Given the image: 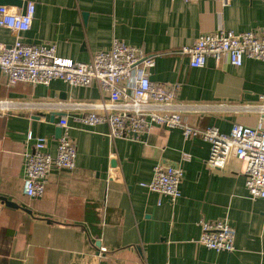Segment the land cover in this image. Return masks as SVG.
<instances>
[{"label": "crops", "instance_id": "1", "mask_svg": "<svg viewBox=\"0 0 264 264\" xmlns=\"http://www.w3.org/2000/svg\"><path fill=\"white\" fill-rule=\"evenodd\" d=\"M23 1L36 5L31 29L0 26V43L11 45L18 37L53 43L58 56L88 62L118 38L155 59L154 83L177 84L174 110L192 126L228 132L235 122L257 124L264 62L247 58L235 67L224 57H208L195 68L183 49L218 29L263 30L264 0H232L226 8L220 0ZM100 98L96 83L11 85L0 69V99L16 104L12 112H0V198L18 204H4L0 214V264H264V199L251 198L245 164L231 158L222 168L208 166L209 142L186 137L180 128L156 127L141 139L112 142L106 124L78 121ZM62 113L70 116L76 168L52 170L44 195L31 198L22 189L28 133L46 137L55 155ZM161 162L184 169L175 201L142 186ZM202 219H226L235 227L232 253L198 241Z\"/></svg>", "mask_w": 264, "mask_h": 264}, {"label": "built area", "instance_id": "2", "mask_svg": "<svg viewBox=\"0 0 264 264\" xmlns=\"http://www.w3.org/2000/svg\"><path fill=\"white\" fill-rule=\"evenodd\" d=\"M220 1L226 8L232 0ZM35 12L34 2L28 3L23 10L1 5L0 26L26 32L32 27ZM183 51L190 55V65L195 68L203 67L208 57L216 60L224 57L235 67L242 66L247 58L264 62V29L239 32L218 29L203 33ZM154 66L155 59L142 48L118 38L114 39L111 49L95 52L88 62L58 56L53 43L28 44L20 37L11 45L0 43V69L7 75L9 84L49 85L55 79L78 87L96 83L101 98L89 105L94 111L78 118L80 124L89 127L106 124L112 142L118 138L141 139L156 127L180 128L186 137H200L209 142L208 166L222 168L231 158L244 163L245 182L251 198L264 199V103L254 107L260 113L256 125L235 122L228 132L215 125L205 129L194 127L174 110L177 84H157L151 80L150 68ZM14 107L16 104L12 100L0 99V112L10 113ZM58 125L62 134L55 155L48 151L46 137L28 133L31 145L23 153L22 189L31 198L44 195L52 170L76 168L77 148L69 136L68 113L60 115ZM183 177L182 166L161 162L155 166L153 178L142 186L175 201L182 195ZM4 204L0 201V214ZM199 224L198 241L202 245L217 252L234 251L236 229L228 220L202 219Z\"/></svg>", "mask_w": 264, "mask_h": 264}, {"label": "water", "instance_id": "3", "mask_svg": "<svg viewBox=\"0 0 264 264\" xmlns=\"http://www.w3.org/2000/svg\"><path fill=\"white\" fill-rule=\"evenodd\" d=\"M4 4H9V5H11V4H14V5L15 4H17V5H24V9H26L27 6H28V2L27 1L24 2L23 0H0V6L1 5H4ZM55 116H56V114H52L51 119H54ZM61 134H62L61 127H57L56 128V135H57V137H60ZM115 163H116V161L115 160H112V164H115ZM0 200L3 201L7 206L18 207V204L17 203L8 200V198H6V197H1Z\"/></svg>", "mask_w": 264, "mask_h": 264}]
</instances>
